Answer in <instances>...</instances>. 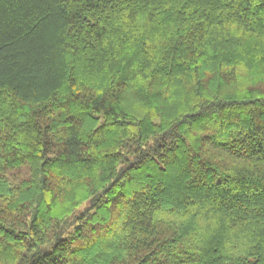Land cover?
<instances>
[{"label": "trees", "instance_id": "16d2710c", "mask_svg": "<svg viewBox=\"0 0 264 264\" xmlns=\"http://www.w3.org/2000/svg\"><path fill=\"white\" fill-rule=\"evenodd\" d=\"M0 264H264V0H0Z\"/></svg>", "mask_w": 264, "mask_h": 264}]
</instances>
